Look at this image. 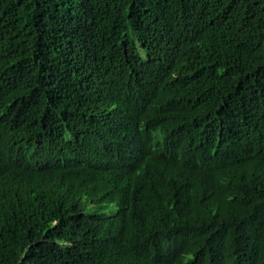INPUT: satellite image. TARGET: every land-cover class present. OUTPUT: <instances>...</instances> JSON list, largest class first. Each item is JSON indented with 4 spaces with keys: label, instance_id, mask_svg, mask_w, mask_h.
Segmentation results:
<instances>
[{
    "label": "trees",
    "instance_id": "trees-1",
    "mask_svg": "<svg viewBox=\"0 0 264 264\" xmlns=\"http://www.w3.org/2000/svg\"><path fill=\"white\" fill-rule=\"evenodd\" d=\"M0 264H264V0H0Z\"/></svg>",
    "mask_w": 264,
    "mask_h": 264
},
{
    "label": "bare ground",
    "instance_id": "bare-ground-1",
    "mask_svg": "<svg viewBox=\"0 0 264 264\" xmlns=\"http://www.w3.org/2000/svg\"><path fill=\"white\" fill-rule=\"evenodd\" d=\"M117 110V109H116ZM118 114V113H117ZM122 136V135H121Z\"/></svg>",
    "mask_w": 264,
    "mask_h": 264
}]
</instances>
